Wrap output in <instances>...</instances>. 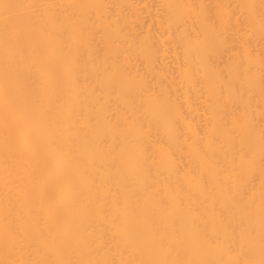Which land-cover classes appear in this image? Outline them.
Wrapping results in <instances>:
<instances>
[{
	"label": "bare ground",
	"instance_id": "bare-ground-1",
	"mask_svg": "<svg viewBox=\"0 0 264 264\" xmlns=\"http://www.w3.org/2000/svg\"><path fill=\"white\" fill-rule=\"evenodd\" d=\"M0 264H264V0H0Z\"/></svg>",
	"mask_w": 264,
	"mask_h": 264
}]
</instances>
